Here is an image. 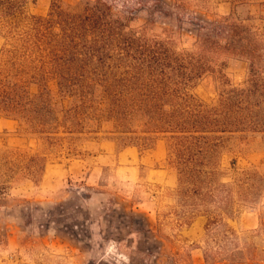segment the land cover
Listing matches in <instances>:
<instances>
[{
	"label": "trees",
	"instance_id": "obj_1",
	"mask_svg": "<svg viewBox=\"0 0 264 264\" xmlns=\"http://www.w3.org/2000/svg\"><path fill=\"white\" fill-rule=\"evenodd\" d=\"M225 1L245 6L255 0ZM28 2L0 0V32L11 39L0 56V117L19 121L52 145L73 143L64 136L80 134L90 110L107 115L124 135L140 130L147 137L135 140L147 149L164 137L184 208L208 215L214 208L229 216L235 202L222 170L225 145L236 136L264 135V21L255 26L253 19L236 16L196 19L188 23L197 29L194 49L179 51L170 38L133 29L137 12L126 0L76 7L53 0L47 17L28 16ZM153 5L166 17L190 12L187 0ZM223 58L249 64L245 85L229 83ZM211 76L222 88L206 102L193 91ZM66 100L74 101L67 109ZM45 169L46 159L38 155L0 152V196L5 184L19 178L39 184ZM250 176L242 173L243 198Z\"/></svg>",
	"mask_w": 264,
	"mask_h": 264
},
{
	"label": "rangeland",
	"instance_id": "obj_2",
	"mask_svg": "<svg viewBox=\"0 0 264 264\" xmlns=\"http://www.w3.org/2000/svg\"><path fill=\"white\" fill-rule=\"evenodd\" d=\"M61 1L76 7L93 0ZM126 1L137 12L133 29L170 38L179 51L194 49L197 29L188 23L196 19L236 16L253 19L255 26L264 21V0L245 6L187 0L190 12L175 11L170 17L155 10L157 0ZM158 1L169 7L176 2ZM52 3L29 0L26 12L47 17ZM10 40L0 32V56ZM221 63L232 86L245 85L246 61L223 58ZM221 88L218 76H211L193 92L211 102ZM71 103L66 100L65 108ZM87 115L80 134L64 136L75 141L58 145L26 132L17 120L0 117V152L46 159L39 184L25 178L5 184V196H0V264H264V135L228 140L222 170L225 183L233 185L234 210L227 216L212 208L208 215L184 208L177 196L179 178L169 163L166 138H156L148 150L135 140L147 137L137 128V135H124L107 115L92 110ZM244 172L251 175L245 182L247 198L240 196ZM187 217L191 220L185 225ZM109 247L113 254L107 252Z\"/></svg>",
	"mask_w": 264,
	"mask_h": 264
},
{
	"label": "clouds",
	"instance_id": "obj_3",
	"mask_svg": "<svg viewBox=\"0 0 264 264\" xmlns=\"http://www.w3.org/2000/svg\"><path fill=\"white\" fill-rule=\"evenodd\" d=\"M107 252H108L109 254H113V252H114V248H113V247H109V248L107 249ZM121 259H123V257H121Z\"/></svg>",
	"mask_w": 264,
	"mask_h": 264
}]
</instances>
